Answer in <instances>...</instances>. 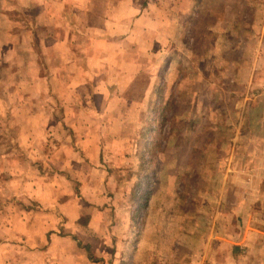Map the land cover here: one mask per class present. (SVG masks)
<instances>
[{
  "label": "rangeland",
  "instance_id": "rangeland-1",
  "mask_svg": "<svg viewBox=\"0 0 264 264\" xmlns=\"http://www.w3.org/2000/svg\"><path fill=\"white\" fill-rule=\"evenodd\" d=\"M42 2L0 0V264H8V260L4 263L8 256L13 264L42 262L19 248L6 255L12 243L28 249L38 244L37 238H8L12 224L8 217L11 221L10 215L28 210L33 214L43 207L29 197L21 199V191H15L8 180L21 170L24 174L16 175V183H25L22 179L32 176V166L47 165L51 173L57 162L73 171L66 176L76 184L59 180L60 191H54L53 197L65 200L76 192V204L67 214L78 210L80 216L78 226L66 227L62 226L65 212L53 210L60 221L54 232L65 236L74 231L75 241L88 245L93 255L90 259L86 248L79 245L81 252L70 255L73 261L68 264H264V174L234 171L235 161L232 168L229 165L233 162L229 155L234 134L231 122L236 119L230 59L242 56L241 50L230 52L231 41L248 25L256 28L255 9L260 7L261 17L264 0H154L153 15L178 27L166 53L168 60L162 57L158 75L152 78L151 55L140 54L129 40L117 43L121 53L117 60L112 58V65L126 73L142 67L143 75L122 79L126 92L110 95L109 100L96 91L104 82L118 80L116 73L103 77L102 69H90L92 61L81 62L87 39L97 37L103 27L74 30V46L64 45L59 51L68 56L72 46H79L73 54L80 62L57 66L46 58L52 55L46 44L54 38L55 29L44 28L55 27L45 19L55 6L42 8ZM96 2L104 5V0ZM63 13L78 17L80 10L65 8ZM104 15L97 13L92 23L100 27ZM77 20L73 27L82 18ZM116 23L114 27L124 33L125 24ZM216 25L222 41L216 39ZM58 28L56 36L66 41L68 31ZM216 40L222 44L218 50ZM71 68L76 77H68ZM87 68L92 76L84 75ZM45 74L46 78L40 77ZM67 103L77 106L71 111L78 115L76 125L61 120L63 124L54 132L63 138L72 134L76 141L70 145L55 140L47 146L48 159L29 157L28 148L36 151L33 145L48 135L49 128L36 119L38 126L27 127L28 137L32 136L28 141L22 122L37 113L47 120L53 115L65 119ZM84 133L102 138L97 163L88 156L84 143L92 149L98 143L77 140ZM253 176L262 180L255 188H248L251 182H236ZM224 179L228 184L219 204ZM47 194L52 196V191ZM92 218L95 226L88 228ZM29 225L38 235L47 230L46 224L32 216ZM14 227L22 230L19 222Z\"/></svg>",
  "mask_w": 264,
  "mask_h": 264
},
{
  "label": "crops",
  "instance_id": "crops-1",
  "mask_svg": "<svg viewBox=\"0 0 264 264\" xmlns=\"http://www.w3.org/2000/svg\"><path fill=\"white\" fill-rule=\"evenodd\" d=\"M95 1L97 0H43V2L40 3L42 8H44L46 5H48V7L51 5L55 6L54 10L49 13L50 15H47L45 18L49 23H51V26L55 24L54 28L44 27L47 29H55L54 38L50 39V43L46 44L51 48L50 52L52 55L48 56L50 58H46L54 61L57 66H63V64H69L70 62H77L79 64L80 61L78 56L73 54L79 48V46L73 47V40L75 39L73 37V31L81 30L83 28L86 30H96L103 27L102 33L96 35L97 37L90 38L93 39L92 43H90V39H87L88 43H86L84 48H82V51L86 52V54L83 53L85 57L84 60H81V62L84 63L87 61L89 64L92 61L93 67L90 69L96 70L97 68V72H100V69H102L103 77H108L111 72L116 73L118 80L104 82L102 89H97L96 91L98 94L105 96V98L109 100L110 95L126 92L127 84L124 85L122 79H127V77L137 78L143 75L141 74L142 67L141 69H134L126 73L125 71L118 70L116 66L112 65L114 59H116L118 54L121 53L120 49L115 45L117 43H122L121 41H123V39L126 41L129 40V42H134V44L138 47V52H140V54L145 53L146 55H151L150 62L152 65H155L156 70H154V72L151 74V77L154 78L156 75H158L157 73L159 69V63L162 62V57L168 60L166 53H169L170 45L173 41H175V31L178 27H175L176 25L173 21H160L155 14L153 15V11L155 10L154 7L156 5L154 0H116V2L118 1L117 3H109L111 0H104V5H102V7H100L97 2L95 3ZM93 2L95 3L94 6H92ZM58 6L61 7V9L58 11L57 16L55 12ZM76 7L80 10L78 17L74 15L76 19H74V16L71 15L64 17L63 11L65 8L73 10ZM255 10L256 12L253 17V22L257 23L256 28L255 24L248 25V28L245 31L242 30L243 34L237 36L236 41H231L230 49V52H233L234 54L237 53L238 50H241L242 56L239 58L237 56H233L234 58L230 59V65L232 68L231 82L232 85H234L231 92L232 97L235 98L233 113L234 115L236 114V119L231 122V126L234 129V134L231 138L233 145L229 155L233 162L229 163V165L230 168H232L235 161L234 171L241 169L247 174L253 175L256 173L264 174V9H262L263 13L261 17L258 15L260 12L258 11L260 10V7H256ZM97 13H105L104 17H102V25L100 27L92 23V20H94ZM77 18H82V20L79 21V26L73 27V22H78ZM113 21L123 22L125 24L124 27L126 30L124 33H121L117 30L116 27L118 25H116L117 23ZM60 26L61 31L64 29L68 31V37L66 38V41H63V39H60L56 36L57 30L59 29L58 27ZM164 29L168 31L167 34L165 31H163V33L160 31ZM214 29L217 35L216 39L220 38L222 41V31H220L217 25ZM234 34L237 35L235 32ZM229 40L231 39L229 38ZM218 41L216 40L215 42L216 50H218L219 47H222V44ZM42 44L43 43H41V45ZM71 44L73 45L70 48L72 53H70L68 56L63 55L62 51H59L60 47L64 45L69 46ZM114 53L117 55L112 57ZM91 55H94V57H91ZM108 55H110L111 58H107ZM107 62L110 64H107ZM87 69L85 70L84 75L92 76L89 69ZM65 70L68 71L69 68L66 67ZM59 71L60 69H57V72ZM168 72L169 70L166 72V74H168ZM70 76H74L73 68H71V72L68 77ZM76 76L77 75L74 77ZM40 77L46 78V74L40 75ZM166 77H169V74ZM70 91L72 92L73 90L70 89ZM76 108L77 106H73L72 103H70V105L67 103L66 109L68 112L66 113L65 119H60V117L58 118L53 115V119L47 120L41 118L40 113H37L32 116L30 115L28 119H25V122H22V131L26 140L28 141L32 140V136L28 137L26 130L28 129L29 131V128L27 127L34 124H37L38 126L39 123L36 121V119L39 118L40 124L45 125L46 128H49L48 135L45 137H40L38 139V144L36 146L33 145L36 151L30 150V148H28L29 157L33 154L36 155L35 158L48 159L49 154L46 151L48 149V145L52 146V143L56 141L58 144H60L62 141L67 143L70 142L69 144L71 145L72 142L76 141V138L73 137L72 134H67V136L63 138L54 132L59 128V124H63L61 123V120H64L66 122L65 124L67 125H76L74 118H77L78 115L76 112H71ZM52 126H54V128H52ZM53 134H55V136H52ZM77 140H80L82 143H98L94 145L93 149L90 144L85 146L84 143V149L86 150L88 156L94 163H97L101 156V145L99 144L102 141L101 136H90V133L89 136H87V133H84V137L81 136L79 139L77 138ZM104 141L105 139H103V143ZM58 148L59 146L57 149ZM76 148L78 149L77 146ZM57 149H54V151ZM55 152L57 153V151ZM76 157L77 156H75V158ZM219 157L222 160L223 154H220ZM240 157L244 158L242 165H240ZM51 159L54 161V158L51 157ZM218 161L221 162L220 159ZM35 166L36 167L32 166V176H24L22 179L25 181V183H16V180L19 179L16 175L24 174V172L21 170H19V173H14L15 175L10 178V180H8V183L15 191H21L20 196H23L21 199H28L27 197H29L38 203V207L40 205H43V207L33 214L28 210L23 215L18 213L10 215L12 220L10 221L8 217V222H12V224L10 227H8V238L13 240L37 238L38 244L31 247V249H28L26 246L17 247V245L14 243H9L10 247L7 248L6 255H8V252L17 251V248H19L24 253H29L40 258L42 261L40 264H47L49 261H53L51 264H68V262L73 261V256L70 257V259L69 256L74 255V257H76L81 252V249L79 248V243L75 241V237L72 236L74 231H72V234H67L65 236L54 232L57 226L60 225V221L59 217L53 213V210L60 211L62 213L65 212L63 214L66 217V222H64L62 226H78L77 223L80 216L78 210H75L74 208L75 211H72L71 214H67L68 210H71L72 205L76 204L74 198L76 192H70L68 194L69 197H66L65 200L62 198L60 201L57 199L61 197H53V193L54 191H60L61 184L59 180L63 181V183H68L70 186L76 184L73 183L69 176H66L67 173H72L73 171L67 167H62L58 162L56 164L57 169H54V172L51 173L48 172L49 170L46 167L47 165H43V168H39L37 165ZM63 175L65 176V179H63ZM262 180H259L257 177L253 176L249 179L243 178L240 180V178H237L236 182L243 184L244 182H251L248 188H255L258 181ZM227 182L228 181L224 179L221 183L222 185L219 189V204L223 198V192L226 188V185L228 184ZM23 185L26 186L27 189L24 187L21 190L20 188ZM47 191H52V196H50V194L48 195ZM47 208H50V210ZM31 216L32 218L35 217V219L41 220L43 224H46L45 227L47 230L45 233L38 235L39 232L37 229L32 227V225H29ZM15 222L20 223L22 230H18L14 227ZM95 222V220L93 222V218L90 219L88 228L92 226V224L95 226ZM27 226L28 228L23 230V228ZM11 258L12 257L9 259L8 256L7 259L4 260V263H7L8 260V264H13L14 260L13 262H10Z\"/></svg>",
  "mask_w": 264,
  "mask_h": 264
},
{
  "label": "trees",
  "instance_id": "trees-1",
  "mask_svg": "<svg viewBox=\"0 0 264 264\" xmlns=\"http://www.w3.org/2000/svg\"><path fill=\"white\" fill-rule=\"evenodd\" d=\"M79 245L80 246H84V248H86V250L88 251V254H89V258L90 259H93V255H92V252L90 250V247L88 245H82L81 242H79Z\"/></svg>",
  "mask_w": 264,
  "mask_h": 264
}]
</instances>
